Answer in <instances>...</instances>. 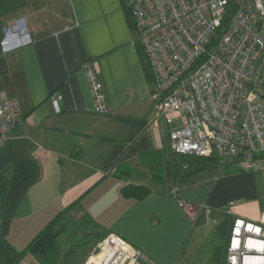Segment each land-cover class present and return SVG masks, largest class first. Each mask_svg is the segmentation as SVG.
Instances as JSON below:
<instances>
[{
  "label": "crops",
  "instance_id": "crops-1",
  "mask_svg": "<svg viewBox=\"0 0 264 264\" xmlns=\"http://www.w3.org/2000/svg\"><path fill=\"white\" fill-rule=\"evenodd\" d=\"M136 37L125 0H0V90L21 108L0 149V264H10L79 197L70 214L76 207V217L90 214L100 231L141 249L147 264H227V243L216 241L218 219L261 218L264 194L255 200L258 192L237 187L224 199L225 174L209 184L200 176L206 169L183 181L171 173L163 186L151 184V163L143 155L162 151L167 158L174 126L163 116L152 123V77ZM90 59L105 92V113L95 110L82 68ZM135 144L137 154H128ZM130 182L152 189L141 198L126 196L121 189ZM226 227L228 235L229 222ZM13 264L42 263L28 252Z\"/></svg>",
  "mask_w": 264,
  "mask_h": 264
},
{
  "label": "built area",
  "instance_id": "built-area-1",
  "mask_svg": "<svg viewBox=\"0 0 264 264\" xmlns=\"http://www.w3.org/2000/svg\"><path fill=\"white\" fill-rule=\"evenodd\" d=\"M152 74L158 124L174 152L237 158L244 168L264 160V0H125ZM230 3L233 8L230 11ZM226 14L227 22L222 25ZM94 107L107 111L98 70L82 64ZM60 94H53L56 111ZM16 98L0 90V149L19 121ZM181 204L194 214L191 202ZM234 201L229 203L232 212ZM227 264H264V207L259 220L236 215ZM83 264H147L141 249L108 232Z\"/></svg>",
  "mask_w": 264,
  "mask_h": 264
},
{
  "label": "trees",
  "instance_id": "trees-1",
  "mask_svg": "<svg viewBox=\"0 0 264 264\" xmlns=\"http://www.w3.org/2000/svg\"><path fill=\"white\" fill-rule=\"evenodd\" d=\"M127 5V4H126ZM230 11L233 8V3H230ZM130 17L135 26L134 18L128 7ZM229 18V14H226L222 25H224ZM142 49V48H141ZM148 74L152 77L150 66L148 67ZM175 171L174 174L180 176L181 181L186 180L185 178L190 175H196L198 172L206 169L212 163L221 162L239 164L237 158L232 160L221 161L217 156H202L195 154H174ZM143 158L150 161L152 167V185H164L166 182V168L165 164L168 163V159L165 157L162 151L157 153L148 152L143 155ZM240 169H245L240 164ZM151 185L138 184V183H127L122 187V193L126 196L134 198H141L151 191ZM82 197L70 202L63 209L57 212L51 220L43 228H41L26 244V246L20 250L18 256L10 263L13 264L18 259L23 257L25 254L32 253L42 264H57L62 253V244L59 237L69 228H71L74 219L70 216L71 209L76 206ZM80 221L84 224H91L94 226V234L98 239L103 238L107 232L100 231L99 225L96 223L90 214L84 213ZM74 231H76L74 229Z\"/></svg>",
  "mask_w": 264,
  "mask_h": 264
},
{
  "label": "rangeland",
  "instance_id": "rangeland-1",
  "mask_svg": "<svg viewBox=\"0 0 264 264\" xmlns=\"http://www.w3.org/2000/svg\"><path fill=\"white\" fill-rule=\"evenodd\" d=\"M177 124L178 122L176 121L172 125L175 126ZM166 141L169 142L168 135L166 136ZM136 147L137 144H135L133 147L131 146L130 147L131 149L129 150L128 154L131 153L132 155L137 154L136 152L138 151L136 150ZM165 152L167 153V158H168V163L165 164L166 176H167L171 173H174L175 171V163L173 158L175 152L170 142ZM232 159L233 158H231L230 160ZM242 170L245 172L241 173L238 176L234 174L236 172H241ZM223 174H225V177H227L228 179L226 184L223 186V188H225V195L229 194L225 196L224 199H229V197H231L233 192L236 191L237 187H239V191L246 192V194L247 193L252 194L258 192L257 195H254V199L255 198L257 199L259 198L260 200L263 199L262 194H264V160L258 166H255L253 168H245V169H240L239 164L237 165L229 162L224 164H222L221 162L212 163L210 166L206 168V171L203 172V174H201L200 176L203 180L209 179V184H212V182L216 181L218 176ZM236 180H238L239 182L236 183ZM168 181L169 184L171 183L170 186H172V182H171L172 180H168ZM234 182L236 183V185L234 184ZM180 185L184 186L181 183ZM77 214H78V207L75 208L74 214H70V216L74 219L71 228L67 229L59 237L63 247L62 248L63 254L59 258L57 264H78L80 262H83V260L88 255V253L94 248L96 242L102 239V238L98 239L97 236L94 234L95 231L94 226H92L91 224L82 223L79 219L80 217H76ZM218 221L222 231L219 237L217 236L218 239L216 241L220 243L225 242L228 244L231 234V229L229 228L232 227L233 218L231 221L230 216L224 214L218 219ZM227 222L230 223V227L228 228V235H227V227H226ZM74 229L76 231H74Z\"/></svg>",
  "mask_w": 264,
  "mask_h": 264
}]
</instances>
